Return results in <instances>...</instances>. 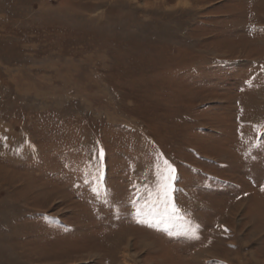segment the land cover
Listing matches in <instances>:
<instances>
[{
	"label": "rangeland",
	"instance_id": "rangeland-1",
	"mask_svg": "<svg viewBox=\"0 0 264 264\" xmlns=\"http://www.w3.org/2000/svg\"><path fill=\"white\" fill-rule=\"evenodd\" d=\"M12 2L0 264H264V0Z\"/></svg>",
	"mask_w": 264,
	"mask_h": 264
},
{
	"label": "snow or ice",
	"instance_id": "snow-or-ice-1",
	"mask_svg": "<svg viewBox=\"0 0 264 264\" xmlns=\"http://www.w3.org/2000/svg\"><path fill=\"white\" fill-rule=\"evenodd\" d=\"M103 155L102 150H101V156ZM165 163H167L165 161ZM170 167V166H169ZM172 171L174 172V169H172ZM173 179L172 176L167 177V179L165 180V182L163 183V188L165 191V195H168L171 191H174L175 189L172 187L170 181Z\"/></svg>",
	"mask_w": 264,
	"mask_h": 264
},
{
	"label": "bare ground",
	"instance_id": "bare-ground-1",
	"mask_svg": "<svg viewBox=\"0 0 264 264\" xmlns=\"http://www.w3.org/2000/svg\"><path fill=\"white\" fill-rule=\"evenodd\" d=\"M13 0H11V2H12ZM12 3H14V2H12ZM158 81V80H157Z\"/></svg>",
	"mask_w": 264,
	"mask_h": 264
}]
</instances>
